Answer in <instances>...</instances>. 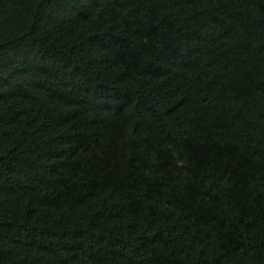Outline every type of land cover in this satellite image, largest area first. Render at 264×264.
Here are the masks:
<instances>
[{"label": "trees", "instance_id": "1", "mask_svg": "<svg viewBox=\"0 0 264 264\" xmlns=\"http://www.w3.org/2000/svg\"><path fill=\"white\" fill-rule=\"evenodd\" d=\"M0 264H264V0H0Z\"/></svg>", "mask_w": 264, "mask_h": 264}]
</instances>
